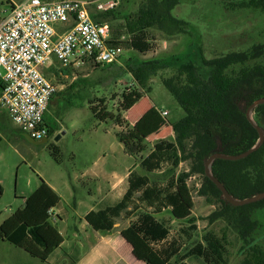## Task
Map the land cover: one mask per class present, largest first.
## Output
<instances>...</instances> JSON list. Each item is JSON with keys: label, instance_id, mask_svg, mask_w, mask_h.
<instances>
[{"label": "trees", "instance_id": "1", "mask_svg": "<svg viewBox=\"0 0 264 264\" xmlns=\"http://www.w3.org/2000/svg\"><path fill=\"white\" fill-rule=\"evenodd\" d=\"M232 12L251 11L264 18V0H221ZM182 0H145L136 14L126 17V32L112 34L113 42L145 54L151 50L149 30L155 29L167 37L191 36L192 45L181 56L154 58L130 67L138 87L122 94L120 110L115 115L106 107L91 111L100 122L113 121L125 153L139 159L145 174L136 170L129 176L123 198L105 208L91 211L85 218L91 228L101 234L115 230L123 215L137 213V221L121 230L120 236L132 248L133 257L143 264H229L225 240L207 233L202 242L183 249L163 218L168 212L174 220L188 225L182 232L192 241L197 232L196 219L185 203L179 187L198 174L203 179V196L220 204L210 220H224L234 229L248 253L239 264H264V199L235 206L207 175L206 163L215 154L235 156L251 150L260 140L247 112L253 103L264 99V42L244 51L229 52L208 59L204 55L200 33L188 22L173 15ZM115 11V10H114ZM114 11L95 15L99 23L115 19ZM130 38L124 42V36ZM175 69L176 75L162 78L164 86L185 112L178 122L171 123L174 140H158L148 152L145 137L131 127L123 113L130 111L146 95L148 83L160 72ZM3 83L0 80V92ZM100 103L106 104L105 99ZM255 124L264 131V103L253 111ZM51 131L49 129L50 136ZM148 152V154H146ZM58 161L59 151L53 150ZM190 162L188 172L177 174L182 162ZM211 171L235 200H245L264 193V143L248 157L230 161L216 159ZM160 172V175H155ZM61 202L60 196L43 180L25 198L24 206L0 225V239L24 250L31 257L47 262L63 244L64 238L51 221V210ZM151 210V211H150ZM134 212V213H133ZM244 250V249H243Z\"/></svg>", "mask_w": 264, "mask_h": 264}, {"label": "rangeland", "instance_id": "2", "mask_svg": "<svg viewBox=\"0 0 264 264\" xmlns=\"http://www.w3.org/2000/svg\"><path fill=\"white\" fill-rule=\"evenodd\" d=\"M21 1L24 0H0V20L7 16L14 4ZM144 1L120 0L114 11L115 19L106 21L112 34L117 30L126 32V17L136 14ZM173 15L188 22L200 33L204 55L208 59L229 52L244 51L255 43L264 42V18L261 15L251 11L232 12L221 0H182L173 10ZM193 39L185 34L167 37L151 29L149 43L152 48L145 54L127 48L117 62L103 66L87 61L80 68L65 69L55 64L49 73L44 72L58 88L46 117L51 134L44 141L27 139L16 128L8 112L0 107V225L24 206L23 200L40 186L42 180L56 189L69 209V206H74L80 199L90 203L94 199L96 204L107 194L105 187L100 196L96 183L82 177L94 166L119 171L132 166L139 174H145L139 166V159L122 150V144L116 137L120 128L113 121L101 123L97 120L91 111L92 103L94 107L95 104L97 107L104 106L116 115L120 110L122 94L138 87L130 73V67L154 58L181 56L192 45ZM176 73L175 69L160 72L148 83L145 98L127 113V120L131 124L136 122V127L145 132L148 152L158 139L173 141L174 136L168 132V124L178 122L185 116L184 110L162 81V78L172 77ZM101 99H105L107 103H100ZM150 106L155 107V111H148ZM163 112L168 114L163 116ZM55 148L59 151L58 161L53 155ZM189 170L190 162H182L177 174ZM160 174L157 172L155 175ZM126 188L127 183L121 182L115 196H122ZM202 190L203 179L198 174L188 178L179 187L185 203L196 219L197 232L192 241L182 232L187 223L174 220L168 212L156 217L159 220L163 218L168 223L170 238L181 242L183 249L202 242L203 237L211 233L225 240L229 264L241 263L249 251L248 247L226 221L210 220L220 204L215 199L211 201L203 196ZM70 214L74 216V212L71 211ZM137 215H123L117 220L116 228L111 232L116 241L121 230L137 221ZM260 217L264 218V211L260 213ZM262 244L264 245V240ZM190 262L201 264L198 261ZM0 264L49 263L33 258L24 250L0 239Z\"/></svg>", "mask_w": 264, "mask_h": 264}, {"label": "built area", "instance_id": "3", "mask_svg": "<svg viewBox=\"0 0 264 264\" xmlns=\"http://www.w3.org/2000/svg\"><path fill=\"white\" fill-rule=\"evenodd\" d=\"M119 4L120 0H24L0 20V107L32 140L48 137L46 114L58 92L43 73L44 66L53 59L65 69L80 68L87 61L103 66L124 54L112 40L110 25L94 19ZM129 38L124 35L121 41Z\"/></svg>", "mask_w": 264, "mask_h": 264}, {"label": "crops", "instance_id": "4", "mask_svg": "<svg viewBox=\"0 0 264 264\" xmlns=\"http://www.w3.org/2000/svg\"><path fill=\"white\" fill-rule=\"evenodd\" d=\"M50 64H53V66H50ZM55 64H59L56 59L50 61L46 66L42 68L43 73H49V71L52 69V67L55 66ZM136 105L131 110H133ZM147 110L155 111V107L150 106ZM130 111L124 113V118L126 120L127 113H129ZM48 114L49 109L46 117ZM128 124L140 131L144 137L146 136L145 132L136 127V122H133L132 124L129 122ZM16 128L19 130L17 126ZM168 132L171 133L172 136H174L171 123L168 124ZM20 133L26 135L22 131H20ZM26 138L32 140L28 135H26ZM156 142H154V144ZM122 150L125 152L123 145ZM134 170L135 168H132V166H129L122 171L116 169L108 170L106 167H102L99 165L94 166L93 168L88 170L82 177L84 179H88L90 182L96 183V187L99 191L100 196L102 195V191L105 187L107 194H105L96 204L94 199H92V203L88 202L87 200L80 199L79 202H76L74 204V206H69V209L67 207V202L63 200L62 196L58 194L56 189L51 184L46 182L61 198L60 204L56 208L51 210V221L64 238L63 244L50 256L47 263L143 264L133 257L131 246L127 244L125 240H123L120 236L121 231L119 232V236L117 238L118 240L116 241L111 233L101 234L93 230L85 220L86 216L91 211L105 208L106 205L117 203L123 198L128 189L129 176ZM121 182H126L127 188L125 189L122 196L120 195V197H116L115 192L117 191V188ZM24 203L25 199L23 200V205ZM71 211L74 212V216L70 214Z\"/></svg>", "mask_w": 264, "mask_h": 264}, {"label": "water", "instance_id": "5", "mask_svg": "<svg viewBox=\"0 0 264 264\" xmlns=\"http://www.w3.org/2000/svg\"><path fill=\"white\" fill-rule=\"evenodd\" d=\"M263 103H264V99H260V100L256 101L255 103H253L251 105V107L248 109V112H247L248 118L255 125V127H256L259 135H260V140L256 144V146H254L251 150H249L243 154L235 155V156L234 155L228 156V155H224V154H215L212 157H210V159L206 163L207 175L214 181V183L222 191L225 199L235 206H242V205H246V204H250V203L260 201V200L264 199V193L259 194V195L254 196V197H250V198L242 200V201L233 199L231 197V195L229 194V192L227 191V189L223 186V184H221L217 179L214 178L212 171H211V166L216 159H225V160H230V161H238V160L244 159V158L248 157L250 154H252L254 151H256L264 143V131L258 125L255 124V121L253 119V111L255 110L256 107H258L260 104H263ZM45 139H42L40 141H44ZM40 141H35V142H40Z\"/></svg>", "mask_w": 264, "mask_h": 264}]
</instances>
